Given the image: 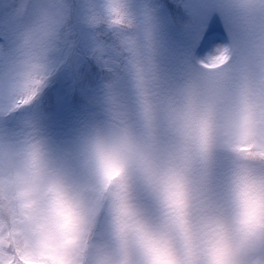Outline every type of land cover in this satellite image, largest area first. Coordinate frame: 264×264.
Here are the masks:
<instances>
[{"label": "snow or ice", "instance_id": "1", "mask_svg": "<svg viewBox=\"0 0 264 264\" xmlns=\"http://www.w3.org/2000/svg\"><path fill=\"white\" fill-rule=\"evenodd\" d=\"M88 4L29 0L20 12L0 9V139L21 142L33 130L57 155L70 154L84 137H112L117 121L96 196L81 214L84 227L105 236L111 215L112 251L121 264H174L172 240L195 258L193 241L204 222L219 221L222 194L244 216L264 192L236 180L264 170V48L257 50L243 26L237 0H133L144 60H130L121 72L112 34L97 35L87 23ZM109 11L113 23L126 18L115 4ZM22 36L25 45L39 46L43 75L21 61ZM153 153L182 166L158 173L148 163ZM134 164L162 198L163 231L151 230L133 202ZM186 170L196 173L191 197ZM16 259L0 252V264Z\"/></svg>", "mask_w": 264, "mask_h": 264}, {"label": "clouds", "instance_id": "2", "mask_svg": "<svg viewBox=\"0 0 264 264\" xmlns=\"http://www.w3.org/2000/svg\"><path fill=\"white\" fill-rule=\"evenodd\" d=\"M112 126V137H84L70 154L57 155L46 138L33 130L20 138L18 166L7 171L0 183V225L4 228L0 238L10 237L16 255L26 258H18L17 264H121L112 251L111 215L105 236L86 229L81 218L83 208L96 196L103 154L112 150L118 135L119 123L112 121ZM148 163L161 174L182 166L181 160L159 153L151 154ZM184 175L191 197L196 173L186 170ZM132 179L133 202L151 230L163 231L162 198L135 164ZM236 180L264 186V170L239 174ZM114 191V187L108 189L106 207H111ZM221 203L219 221L209 219L200 226L193 241L195 258H186L182 246L170 242L174 264H264V255L255 254L264 245V192L257 194L244 216L223 194Z\"/></svg>", "mask_w": 264, "mask_h": 264}, {"label": "rangeland", "instance_id": "3", "mask_svg": "<svg viewBox=\"0 0 264 264\" xmlns=\"http://www.w3.org/2000/svg\"><path fill=\"white\" fill-rule=\"evenodd\" d=\"M28 3L29 0H0V9L10 7L16 12H20ZM113 4L119 6L125 13L126 18L123 20L124 22L119 24L113 23L114 16L109 11L110 6ZM132 4L133 0H89L86 20L91 28L98 30L97 35L112 34L116 47L120 48L117 51L120 53V56L125 50V52L128 51L130 54L128 61L134 59L143 63V46L145 43L141 38L143 29L141 21L135 18V14L132 12ZM237 7L242 17L243 26L251 34L255 47L257 50L264 48V20H262L264 13L260 11L261 0H237ZM35 24L36 21L34 20L32 23L26 25L24 29L25 36L30 33ZM21 48V61L32 65L34 76L43 75L44 60L41 58L39 46L35 43L25 45V37L22 36ZM108 59L109 57L105 56V60ZM115 66L118 67V61H115ZM128 66L130 65L128 64ZM20 143L0 139V176L3 177L7 171H11L18 166L17 154ZM1 244L7 243L0 238ZM94 250L95 244L91 246V251ZM255 254L264 255V252L260 248L259 250H255ZM23 258V256H19V259Z\"/></svg>", "mask_w": 264, "mask_h": 264}, {"label": "trees", "instance_id": "4", "mask_svg": "<svg viewBox=\"0 0 264 264\" xmlns=\"http://www.w3.org/2000/svg\"><path fill=\"white\" fill-rule=\"evenodd\" d=\"M119 49H120L119 47H116V50L117 51ZM129 59H130L129 52L128 51L125 52V50H124L123 53H122V55H121V59L118 61V67H117V68L120 69L121 72L127 70L128 62H129L128 60ZM119 74H120L119 72H115L114 73V75H119ZM3 233H4L3 225H0V237H3ZM3 240L5 241V243L8 244V246H6L7 244H3V245L1 244L0 245V252H2L6 256L16 257L17 258L16 260H18L19 257L16 255L17 249L16 248L13 249L14 245L11 242L10 237H9L8 240H5V239H3ZM15 264H17L16 261H15Z\"/></svg>", "mask_w": 264, "mask_h": 264}]
</instances>
